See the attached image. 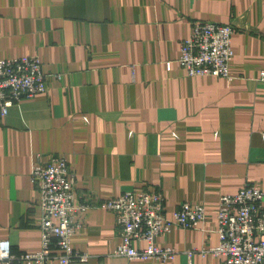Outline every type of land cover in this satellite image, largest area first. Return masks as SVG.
Here are the masks:
<instances>
[{
	"label": "crops",
	"instance_id": "0c3cea01",
	"mask_svg": "<svg viewBox=\"0 0 264 264\" xmlns=\"http://www.w3.org/2000/svg\"><path fill=\"white\" fill-rule=\"evenodd\" d=\"M193 21L234 26L229 78L179 65ZM22 56L40 59L47 91L0 116V240L11 252L40 250L30 174L36 155H60L78 202L158 190L168 218L181 203L206 212L197 229L157 239L172 260L129 261L113 255L115 215L90 208L71 240L90 258L73 264H223L188 253L218 246L222 195L264 190V0H0V59Z\"/></svg>",
	"mask_w": 264,
	"mask_h": 264
},
{
	"label": "built area",
	"instance_id": "2783aa9c",
	"mask_svg": "<svg viewBox=\"0 0 264 264\" xmlns=\"http://www.w3.org/2000/svg\"><path fill=\"white\" fill-rule=\"evenodd\" d=\"M234 32L231 24L193 21L189 37L180 44L179 65L189 76L229 78ZM46 91V75L37 56L0 59V116L20 101ZM38 159L36 155L30 178L40 196L41 248L34 253L13 254L10 242L0 240V263H87L90 254L76 250L71 240L82 229L90 208L115 215L121 242L113 255L129 261L172 260L176 249L161 246L157 239L173 228L197 229L205 221V208L190 203H181L168 218L164 194L158 190L137 189L102 201L96 194L86 193L78 202L77 176L68 159L60 155H50L43 162ZM218 207V246L190 251L189 258L210 254L223 264H264V190L246 184L235 195H222Z\"/></svg>",
	"mask_w": 264,
	"mask_h": 264
}]
</instances>
